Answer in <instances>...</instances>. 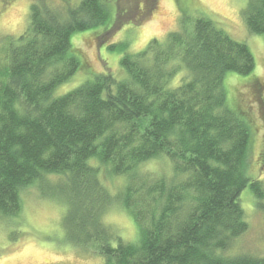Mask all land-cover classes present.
I'll list each match as a JSON object with an SVG mask.
<instances>
[{
    "label": "trees",
    "instance_id": "obj_1",
    "mask_svg": "<svg viewBox=\"0 0 264 264\" xmlns=\"http://www.w3.org/2000/svg\"><path fill=\"white\" fill-rule=\"evenodd\" d=\"M193 1L178 2L202 10ZM121 9L120 0L34 3L25 31L8 39L0 64V217L15 221L22 190L37 184L64 204L67 242L103 264H264L225 254L249 227L242 192L250 187L264 207L263 181L249 173L252 127L225 86L229 73L256 68L246 42L202 10L166 39L126 49L122 78L107 67L58 93L82 59L73 35L107 26L113 13L107 34L134 20ZM242 14L250 34H264V0H249ZM161 158L168 171L149 176L144 164ZM123 175L124 188L113 194L106 178ZM114 204L134 217L135 241L104 222Z\"/></svg>",
    "mask_w": 264,
    "mask_h": 264
},
{
    "label": "rangeland",
    "instance_id": "obj_2",
    "mask_svg": "<svg viewBox=\"0 0 264 264\" xmlns=\"http://www.w3.org/2000/svg\"><path fill=\"white\" fill-rule=\"evenodd\" d=\"M79 1L0 0V64L3 63V49L9 46L8 39L14 38L15 41L27 28L32 4L50 3L55 8H62L68 4L75 6ZM143 1L120 0L121 13L127 18L131 15L130 19L134 20L122 22L119 29L115 23L109 34L106 28L115 22L114 13L107 26L73 35L72 51L83 60L79 57V69L57 89L58 93L64 94L85 84L96 73L109 70L107 67L117 78H122L126 71L121 59L126 49L133 53L142 50L153 38L164 40L170 32L181 29L183 17L188 15L192 21L196 18L195 14L203 10L234 39L246 42L255 56L253 73H229L225 86L230 105L245 111L252 127L249 173L260 178L264 184V34L252 35L246 27L242 12L249 0H195L193 7L198 6L202 10L192 11H189L192 6L179 0H156L155 8L151 0L145 4ZM148 4H152L153 8L151 14L144 16ZM142 14L144 17H140ZM257 81L263 84L262 91L261 87H257ZM168 165L169 161L161 158L145 163L144 168L153 174L149 175L152 177L165 174ZM127 179L128 175L113 176L106 178V183L113 194H120ZM22 198L23 209L15 221L0 217V264L104 263L101 256L82 251L67 242L63 223L65 206L60 200L44 197L37 184L24 188ZM240 199L249 227L232 241L225 254L264 257V207L257 203L250 187L242 192ZM104 222L125 241H135L138 237L139 227L134 217L119 204L109 207Z\"/></svg>",
    "mask_w": 264,
    "mask_h": 264
},
{
    "label": "flooded vegetation",
    "instance_id": "obj_3",
    "mask_svg": "<svg viewBox=\"0 0 264 264\" xmlns=\"http://www.w3.org/2000/svg\"><path fill=\"white\" fill-rule=\"evenodd\" d=\"M257 82L259 83V85H257V87H261V91H262V88H263L262 85L263 84L261 83V81H257Z\"/></svg>",
    "mask_w": 264,
    "mask_h": 264
}]
</instances>
